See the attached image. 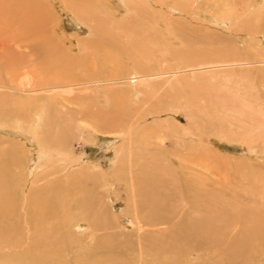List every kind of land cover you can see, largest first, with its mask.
<instances>
[{"label": "rangeland", "instance_id": "rangeland-1", "mask_svg": "<svg viewBox=\"0 0 264 264\" xmlns=\"http://www.w3.org/2000/svg\"><path fill=\"white\" fill-rule=\"evenodd\" d=\"M134 1L0 0V143L16 142L28 155L25 134L30 136L34 118L44 113L47 119L56 105L70 109L68 115L60 108L49 117L56 143L71 139L72 121L102 130L70 141L75 158L85 159L83 167L100 166L88 179L82 176L88 170L81 174L76 162L66 170H35L36 176L25 175L21 182L13 172L0 189L15 206L11 215L21 217L15 234L23 251L35 253L30 214L35 197L51 203L55 196L58 203L80 204L79 210L98 208V218L112 230L93 235L78 208L68 212L66 206L65 218L53 222L64 232H56L51 251L62 250L73 264L99 239L114 235L118 252L131 258L126 264H134L139 233L132 173L136 183L144 180L138 207L148 199L141 191L157 185L174 189L176 183L178 192L195 187L205 208L167 226L175 228L172 232L148 230L146 247L156 237H174L184 246L176 257L190 246L199 249L192 257L203 259L193 264H264V0H143L141 6ZM229 11L240 17L219 24ZM150 169L156 172L153 179L147 178ZM171 170L179 176L173 184L166 177ZM175 204L168 202L156 216L147 205L139 207L138 216L156 220ZM209 208L226 222L217 226L224 232L221 247L214 248L220 254L210 249L211 239L187 245L191 241L184 238L188 230L182 227L209 218ZM17 253L0 251V258Z\"/></svg>", "mask_w": 264, "mask_h": 264}, {"label": "bare ground", "instance_id": "bare-ground-1", "mask_svg": "<svg viewBox=\"0 0 264 264\" xmlns=\"http://www.w3.org/2000/svg\"><path fill=\"white\" fill-rule=\"evenodd\" d=\"M147 2H148V0H147ZM134 3L138 6L145 4L143 2V0H135ZM152 3L154 4L153 1H151V3H149V4H152ZM133 7H134V9H139L135 6H133ZM152 9L154 10V8H152ZM148 10L149 9H147V11ZM247 11H249V10H246L245 14L248 13ZM134 12H135V10H134ZM137 12H141V11L139 10ZM140 16H138V17H140ZM225 17H227V18L236 17V19H237L240 17V15H237L236 13L229 11L226 13V15L221 20L217 19L216 21L219 24L227 23V19H225ZM69 87L71 88V86H69ZM140 92H138V93H140ZM67 93L71 94L72 92L67 91L66 94ZM135 94H137V92H135ZM68 103H69V101H68ZM55 108H56L55 109L56 112L58 110V113L61 112L59 110L61 108L64 111V112L62 111L61 114H64V115H68L67 113L70 111V109L65 105H63V106L62 105L61 106L56 105ZM54 111H52V113H48L47 119H46V116L44 115V113H42V115H38L36 117V120L34 118L35 126H33V124H34V122H33L32 127L31 128L29 127V129L27 131L30 134V136L28 134H25L30 138L31 142L35 143L33 145L29 140H27V141H29L28 145L31 146V148H30L31 150L28 151V155L23 154V150H22L23 148L22 147H16V145H17L16 142H15V144H14V142L13 143L12 142H9V143L6 142L7 145L4 144V142L0 143V189H2V190L5 189V186L10 181L13 172H15L14 180L16 182H18V181L21 182L25 175L34 176V174H35V176H36L35 170H39V169L42 170L43 168H47V167H51V169H53L54 171H57L60 169L66 170L67 168H69L71 166V163L75 164L76 162H79L77 167L79 169V172H82L81 174H83V171L88 170V172H86L85 175H82V176H85L86 179H88L89 175L95 173V171L100 169V166L97 167V166H93L92 164L89 166L83 167L82 161H84L85 159L79 160V158H75V156L73 155V149H72L73 144H71L70 141H72V139H74L76 137L75 136L76 134H78V135L79 134H87L90 131H97L98 132V131H102V130L100 128L96 130V129L88 126V125H84L83 121H80V120L78 122L72 121L71 123L74 124V126L67 124V123H69V122H67L65 125L73 126V129H74V130L70 131L72 134L71 139H70V137H69V139L66 138L67 141H64V142H66V143H64L65 145H63L59 142H57L58 143L57 144L55 142V140H57V139H54L52 137V134H51L52 132H51V126H50L51 124L50 123H52L51 122L52 118L49 120V117L53 116L52 114L54 113ZM61 114H60V116H61ZM0 115H2V114H0ZM55 115L56 114H54V116ZM69 118H70V116H69ZM45 119L47 121V124H46V126H43V124H44L43 122ZM21 123H23L22 120L16 121V124L18 125L19 130L24 133L23 124H22V128H21V125H20ZM64 123H65V121L63 122V124ZM118 128H119V126H118ZM41 129H42V131H41ZM131 130H129V131L131 132ZM64 132H67V131H64ZM123 132H124V130H123ZM59 134H60V132L58 133V135ZM60 138H63V137H60ZM131 143H132V141H131ZM133 144L135 145V143H133ZM149 145L157 146L155 144H153V145L149 144ZM18 146H19V144H18ZM130 150H131V145L129 147V151ZM132 151L133 150H131V153H132ZM24 156H27V157L25 158ZM7 164H10V168L7 167V171H6V170L2 169V165H7ZM80 166L82 168H79ZM9 169H10V171H9ZM184 169H186V167H184ZM24 170L26 171L25 174H24ZM145 170L148 171L149 169L148 170L145 169ZM192 171H194L193 173L195 174V170L192 169ZM150 172H151V169H150ZM150 172H147V173L145 172L148 176L147 178H149V179L155 178L153 176H155L156 172H151V173ZM141 173H143V172H141ZM194 174H192V175H194ZM176 176L179 177L178 172H175L173 170H171V172H169V174L166 175V177L168 179H171V180H169V182L170 181H176L178 179ZM131 178H132L131 187H132L133 197H134L133 198L134 199L133 208H134V211L136 213V217H135L136 221H135L134 225H136L138 233H139V235H138V249L139 250H138V255L136 256L137 259H136L134 264H146V258H149V257H152L153 260H147L148 264H185V263L193 264V262H196L198 259H201L202 257H200V255L196 256L198 259L197 258L193 259L192 256L195 255L199 251V249L197 247L195 249L192 246H190L191 250H186V252L183 253V256H182V254L180 252H183L184 246L182 245L183 247H180V244H179L180 241H178V238L168 237L169 239L162 240L161 238L156 237L149 242L147 247H146L144 240H143V237H144L143 235L147 234L148 230H152L154 232L160 233L162 231H166V229H168L167 226L171 227L172 223H174L175 221H177L179 219L181 220L184 217H188L187 213L188 214L191 213L194 215L197 212L203 213L205 211L204 204L198 198H196L197 194H199L200 192H198L195 187H193L192 190L191 189L190 190H188V189L183 190L181 188V189H179V192H178V185L174 182H170V184L174 183L173 184L174 189H169L170 186L166 187L163 185H157L156 188L153 190L146 189V191L144 190V192L141 191L140 192L141 196L143 197V195H147L148 199L146 200L147 202L145 204H143V202H141V204L139 203L140 204L139 207L144 208L147 205L150 208L153 216H156L158 213L161 214L163 207H165L168 202L171 201L172 203H175V202L177 203L175 205L170 206L168 212H166L167 215L162 214V215L158 216L156 218V220L152 219L150 217H144L143 219H141L138 216V210H140V208L137 205L138 201H137L136 195H137L138 191L141 190V188H142L141 184H144V180L142 179V181H141L142 183H140V182L136 183V180H134L132 173H131ZM156 179H159V178H156ZM138 180H139V178H138ZM182 183L183 182L181 181V184ZM77 185H79V183ZM72 187H74V186H72ZM190 187H192V185H190ZM167 188H168V190H167ZM158 189H163L164 192L163 193H157ZM148 190L150 191L149 197L147 194ZM24 191L28 192L27 189H24ZM64 193H65V191H64ZM62 194H60V195H62ZM138 195H139V193H138ZM180 195L182 197L181 198L182 200L179 198ZM6 196H8V195L4 196V194H2V195L0 194V251H5L6 253H8V252H14V253L19 252V253H17L15 256H9V257H11L10 259H2L1 260V258H0V264H71V263H69V262H71L70 260H68L69 261L68 262L63 257V251L62 250H60L59 252L58 251L54 252L53 250L52 251L50 250V247L53 246V242H55V239L58 236V234H56V232L59 234H63V232H64V231L61 232L62 229L59 227V225L57 223H53L55 218H59V217L61 219L65 218L66 214L69 212L70 209H71V212H73L72 210L74 209V207L78 208L77 210L80 211L79 218H81V220H83L84 222L88 223V225H89L88 230L90 231V233L92 231L93 235H96V233L98 234L99 232H102V231L107 232V231L112 230V228L110 226H107L106 224H104L100 220V218H98V216L101 214V211H99L98 208H93L92 206H88V207L85 206L86 207L85 208L84 206H82V207L80 206L81 208L79 210L78 206L80 204L78 203L79 205H77V204L75 205L76 202L71 203V204H67V202L65 200H63L64 201L63 204L58 203V202H56L58 198H56V201H55V196H53L54 197L53 201L51 203H47V202H49L48 200H47V202L44 200L38 201L35 197V202L32 203V205H31L32 208H31L30 214H31V224H33L35 222L34 228H35V236L37 237V242H35V253L32 251L25 252V251H23L24 249L22 248V244H23L22 240H19V238L17 237V234H15V232L16 233L18 232L19 222L21 220V217L11 215V213L15 209L14 208L15 206H12V204L10 203L11 200L9 201ZM36 206L40 207L38 209L37 213H36ZM66 206L69 208L68 212L65 211ZM83 207H84V209L82 210ZM209 212H210L209 218H204L202 220L197 218L199 220H193V221L192 220L190 221L191 217L185 219V220L189 219L188 221H190L189 222L190 225L187 226L186 229H185V227H182V228H184V230H188L187 234L184 238L187 240H190L191 243H188L187 245L195 243L192 241H196V239H198V242H200L204 239H206V240L211 239L212 243L210 245L211 246L210 249H213V251H214L215 250L214 248H220L221 247V245H222L221 244V241H222L221 238H223V237H220V236H223L224 232L223 231L221 232V228L220 227L217 228V226L221 225L222 222H224L223 224H226V222L223 220H220L218 218V215L213 208H209ZM82 213H84V214H82ZM157 219H160V220H157ZM11 222H13V223H11ZM26 225H27V228H29V225L28 224H26ZM45 226H48V227L45 228ZM72 226H73L72 224L67 225L66 229L68 231H70ZM77 226H79V227H77ZM172 226L176 227L174 225H172ZM75 227L78 228V230H82V227L78 224H76ZM179 228L182 229L181 227H179ZM172 229H175V228H172ZM172 229L171 230L168 229V232H172ZM224 229H225V227H224ZM178 231L179 230H177V232ZM173 232H175V230H173ZM180 233H181V231H180ZM175 234H177V233H175ZM166 235H164V236H166ZM178 235L179 234H177V236ZM113 236L114 235H111V236L106 235V237L99 239L94 245H92L91 249H88L85 251L87 253V255H83L82 257H80V259L77 260L76 263H73V264H126L125 260L127 258H129V259H131V258L129 257V255L127 253L120 254V252H118V248H117V245L114 243L115 239ZM167 236H169V235H167ZM46 240H48L49 243L46 246H44V249H41V246L43 245V243ZM197 243H196V245H198ZM234 244H236V243L234 242ZM244 244H243V246H241V249L243 250V252L245 251L244 247L246 246ZM238 248H240V246ZM177 250L180 251L179 252L180 257H178V256L176 257ZM215 252L220 254V252H223V251L221 250L220 252H218L215 250ZM200 253H203V252L200 251ZM217 253H215V255ZM237 253L239 254L238 251H237ZM241 253L239 256H242ZM198 254H196V255H198ZM184 255H186V256H184ZM217 259H219V258H217ZM212 262H214V261H212Z\"/></svg>", "mask_w": 264, "mask_h": 264}]
</instances>
